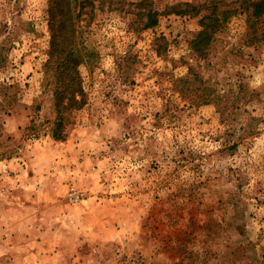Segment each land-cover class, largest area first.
<instances>
[{
    "label": "rangeland",
    "instance_id": "1",
    "mask_svg": "<svg viewBox=\"0 0 264 264\" xmlns=\"http://www.w3.org/2000/svg\"><path fill=\"white\" fill-rule=\"evenodd\" d=\"M140 1H64L84 93L57 125L51 0H0V190L48 189L0 198V264H264V0H148L149 28Z\"/></svg>",
    "mask_w": 264,
    "mask_h": 264
},
{
    "label": "trees",
    "instance_id": "2",
    "mask_svg": "<svg viewBox=\"0 0 264 264\" xmlns=\"http://www.w3.org/2000/svg\"><path fill=\"white\" fill-rule=\"evenodd\" d=\"M65 0H51L48 9L49 25H50V49L49 60L45 65V74L48 78L51 76L54 90V107L57 113V121L60 125L62 119H64L65 112L72 108H79L83 105V89L80 85V76L77 70L79 63L74 60L75 47L68 44L63 45L64 33V21L61 20L60 15L65 13V6H63ZM148 0H142L138 3H129L133 10L139 8L148 9L149 15H147V22L143 25L144 28L154 26L157 22V12L153 11V8L146 7L145 4ZM151 4V3H150ZM71 12V10H70ZM68 31L74 36L71 24V16L69 19ZM204 34V31L201 32ZM2 48V46H1ZM0 48V49H1ZM52 85L51 83L48 85ZM60 131L53 134L56 139L62 138Z\"/></svg>",
    "mask_w": 264,
    "mask_h": 264
},
{
    "label": "crops",
    "instance_id": "3",
    "mask_svg": "<svg viewBox=\"0 0 264 264\" xmlns=\"http://www.w3.org/2000/svg\"><path fill=\"white\" fill-rule=\"evenodd\" d=\"M11 165H12V167H14L13 162H11ZM25 172L26 171H23V170L22 171L16 170L15 171V179L11 180V184L9 186L0 190V198L3 199V201L7 204L6 206H10V204L15 206L16 204H18V205H21L19 207L34 209L35 206H38V205L41 206L42 205L41 201L44 200V198H42V199L39 198V195H41V194L45 195V193L48 191V189L46 188L47 184H44V182H43L42 183L43 187H39L38 183L36 182L35 185L29 186L27 184L28 182L26 179H25V181L20 180L21 178H23ZM42 179H43L42 181H47L45 176H42ZM25 189H29V190H25ZM53 192H54V190H52L46 196V198H48ZM39 206L37 208H39ZM51 209H53V208H51ZM10 213H12V212H10ZM32 227H33V230H32ZM30 229L32 230V232H30V231L24 232L23 230H25V229H22V230L20 229V231L12 230L9 232V236L11 239L14 238L16 240L25 238L26 242H28L29 240H32V238L35 237V235H43L46 233V231H49V230L51 231V229L39 228L34 222H32L30 224ZM82 243H84V241H80V243L75 242V244H74L75 251L67 256V258L69 260H71L75 257L73 253L77 254V256H80L81 249L84 246V245H82ZM79 245H80V247H79ZM55 250H56L55 251L56 253L53 251V255L52 256L49 255V256L51 259L57 260V258H59V255H60L59 253L61 251V247H59L58 249H55ZM31 255L36 259H37V255H38L40 258L39 263L36 262L35 264H42V262H43L42 261L43 260L42 254L33 253ZM27 256L30 257L29 253L27 254ZM77 258L78 257L73 259V261H74L73 264H76Z\"/></svg>",
    "mask_w": 264,
    "mask_h": 264
},
{
    "label": "built area",
    "instance_id": "4",
    "mask_svg": "<svg viewBox=\"0 0 264 264\" xmlns=\"http://www.w3.org/2000/svg\"><path fill=\"white\" fill-rule=\"evenodd\" d=\"M72 195L75 196V198H78L75 191H73Z\"/></svg>",
    "mask_w": 264,
    "mask_h": 264
}]
</instances>
